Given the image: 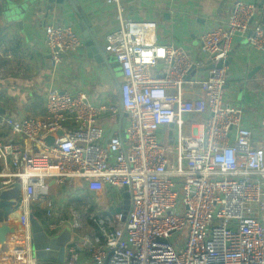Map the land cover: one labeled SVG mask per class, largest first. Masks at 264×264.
<instances>
[{
    "label": "built area",
    "instance_id": "2783aa9c",
    "mask_svg": "<svg viewBox=\"0 0 264 264\" xmlns=\"http://www.w3.org/2000/svg\"><path fill=\"white\" fill-rule=\"evenodd\" d=\"M122 1L105 0L119 24L106 36L105 52L122 71L120 104H94L82 92L51 87L45 115L0 117V191L22 193L18 222L26 240L31 244L30 214L38 202L45 204L50 237L64 229L49 189L72 180L97 193L102 185L110 193L127 187L129 194L125 214L109 212L112 206L101 214L89 206L69 211L73 230L82 228V217L95 229L90 264H264V131L255 138L243 110L225 100L234 38L264 52L258 6L237 1L225 25L201 34L205 58L195 62L185 48L159 43L156 21L124 16ZM44 43L55 67L84 47L67 25L47 26ZM204 68L207 76L192 80ZM194 82L202 97H183L179 90ZM121 113L126 124L103 144L99 119ZM178 233L182 247L174 241ZM78 249L68 247L64 264H80ZM25 264L39 261L33 256Z\"/></svg>",
    "mask_w": 264,
    "mask_h": 264
},
{
    "label": "crops",
    "instance_id": "0c3cea01",
    "mask_svg": "<svg viewBox=\"0 0 264 264\" xmlns=\"http://www.w3.org/2000/svg\"><path fill=\"white\" fill-rule=\"evenodd\" d=\"M237 1L240 0H123L121 4L125 9L124 16L137 21L157 22L159 43L185 48L197 62L205 58L201 54V34L209 28L225 25ZM242 1L258 6L257 19L264 24V0ZM75 3L77 9L87 17L96 38L105 49L106 36L119 27L115 6L106 4L105 0H75ZM80 23V15L68 0L62 3H49L48 0H0V117L45 115L46 94L51 87L61 91L82 92L94 104H120L123 82L120 66H116V60L108 53H105V59L100 63L88 55ZM49 25L70 26L84 42L83 48L66 54L62 63L56 67L44 43L45 28ZM231 56L225 88L226 103L243 110L246 126L252 129L255 138L257 136L260 139L264 131V52L255 51L246 38L236 36ZM207 74L208 68L197 70L192 73V80H203ZM179 92L185 98L203 95L195 82L183 86ZM126 121L125 113L100 118L99 123L106 132L103 144L107 143L113 127L123 128ZM19 141L25 146L24 139L19 137ZM91 188L85 182L72 180L64 185L50 183L49 196L57 204V211L61 210V214L63 211L61 218L65 222L64 229L55 237L66 229L71 232L66 245L65 261L68 247L72 244L79 247L80 264H90L92 261L87 245L88 240H94L93 225L82 217V228L73 230L69 226L72 223L69 211L75 210V202H82L85 198H104L105 210L102 212L105 213L111 206L114 208L122 204L120 190H115L114 195L110 191L97 193L94 191L96 189L91 191ZM8 190L0 191V212L5 209L11 211L5 224L14 228L15 232L8 234L9 248L4 255H0V264H25L33 255L31 244L26 240V232L18 222L22 193L17 189V198H10ZM3 195H7L4 206L1 205ZM33 207L32 213L44 226L45 204L38 202Z\"/></svg>",
    "mask_w": 264,
    "mask_h": 264
},
{
    "label": "water",
    "instance_id": "95a60500",
    "mask_svg": "<svg viewBox=\"0 0 264 264\" xmlns=\"http://www.w3.org/2000/svg\"><path fill=\"white\" fill-rule=\"evenodd\" d=\"M49 3H62L63 0H48ZM71 4H73L74 10L77 14L81 17V23L80 27L82 28L83 32V38L85 39V48L88 51V55L96 60L97 62H103L105 59V49L101 46L98 39L96 38L93 30L91 29V25L89 24V21L87 17L84 15V13L81 10L77 9V5H75V0H68ZM232 59V56L230 54V57L226 61V65H229L230 61ZM119 64L116 63V66ZM219 67L221 64L218 65ZM123 79V78H122ZM191 76L187 78V80H190ZM125 117L127 118V115L125 114ZM122 128L119 126L113 127L109 139L112 137L113 133L118 129ZM54 139L52 137L47 138L48 143H52ZM174 136H173V125L169 126V142H168V148L169 150H173L174 147ZM127 187H123L120 189V192L123 197V203L122 206L117 208H110L111 213H118L122 211L124 214L127 213L129 209V194L126 192ZM6 194V193H5ZM3 200L1 202V205L4 206L5 203H7V195L2 196ZM10 210L5 209L4 211L0 212V255H4L9 248V240H8V234L14 233V228L9 227L5 224V221L8 219L10 215ZM30 225H31V232H32V240H31V249H32V255L37 260H48L49 264H54V262H57L59 264H64L65 262V250L66 245L69 242L71 238V232L66 229L64 230L58 237L52 238L50 237L45 229L44 226L38 221V219L34 216L33 213L30 214ZM48 249V250H47Z\"/></svg>",
    "mask_w": 264,
    "mask_h": 264
},
{
    "label": "rangeland",
    "instance_id": "374dc122",
    "mask_svg": "<svg viewBox=\"0 0 264 264\" xmlns=\"http://www.w3.org/2000/svg\"><path fill=\"white\" fill-rule=\"evenodd\" d=\"M85 187H87V185ZM95 188H97V190L101 194H103V193H105L107 191V188L103 187L102 185H100L98 187L95 186ZM114 195H115V191H114ZM8 196L10 198H17V196H18L17 188L16 187L9 188ZM99 197H100V195H99ZM83 200L84 201H82V202H80V201H76L75 202V204H76L75 206L77 207V208H75V206H74L75 211H81V210L85 209V207H87V206H89L90 210H92L94 213H97V214H101L102 211L105 210V207H104L105 205L103 204V203H105V199L104 198H98L97 199V198L94 197L93 200H88L86 198L83 199ZM78 207H79V209H78ZM44 229H45V231H47L46 223L44 224ZM183 239H184V233H178V234L174 235V241H175L176 245L179 243V245L181 247L184 246ZM39 264H49V261L48 260H40ZM54 264H59V263L54 262Z\"/></svg>",
    "mask_w": 264,
    "mask_h": 264
},
{
    "label": "bare ground",
    "instance_id": "6f19581e",
    "mask_svg": "<svg viewBox=\"0 0 264 264\" xmlns=\"http://www.w3.org/2000/svg\"><path fill=\"white\" fill-rule=\"evenodd\" d=\"M20 217V215L18 216V218ZM12 220V219H11ZM19 220V219H18ZM15 227V226H14Z\"/></svg>",
    "mask_w": 264,
    "mask_h": 264
}]
</instances>
